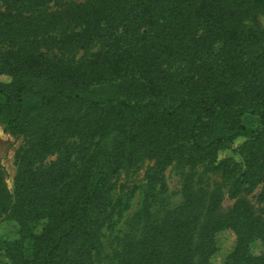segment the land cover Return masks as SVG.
I'll use <instances>...</instances> for the list:
<instances>
[{
  "label": "trees",
  "instance_id": "16d2710c",
  "mask_svg": "<svg viewBox=\"0 0 264 264\" xmlns=\"http://www.w3.org/2000/svg\"><path fill=\"white\" fill-rule=\"evenodd\" d=\"M0 3V124L24 141L12 193L0 167V219L17 227L0 264H92L113 181L144 160L148 188L173 163L236 189L264 183V0ZM192 190L160 219L142 208L113 263L212 264L216 235L231 231L221 264H264V219Z\"/></svg>",
  "mask_w": 264,
  "mask_h": 264
},
{
  "label": "rangeland",
  "instance_id": "374dc122",
  "mask_svg": "<svg viewBox=\"0 0 264 264\" xmlns=\"http://www.w3.org/2000/svg\"><path fill=\"white\" fill-rule=\"evenodd\" d=\"M0 10H2L0 3ZM1 83L9 82L6 77H0ZM242 124L246 128H256L258 121L253 116H245ZM243 142L236 140L232 148L238 147ZM24 146L21 137L11 136L6 133L0 124V167L8 190L13 192V179L16 173V155ZM230 150L220 151L218 160L231 157ZM55 156H49L45 163L53 161ZM151 163L147 160L139 162L136 166L121 171L114 179L113 190L110 193L109 221L101 231V248L92 257V264H114L115 254L126 239H135L141 230V219L138 218L142 208L149 205L151 214L155 219L178 207L183 200L184 184L193 186L192 192L199 200L214 201L220 213H226L236 205L244 204L252 212L264 219V183L247 185L236 189L230 180L224 179L219 172L212 173L205 167L188 168L173 163L163 173V182L148 188L145 172ZM156 201H152V199ZM17 227L8 219H0V238L11 241L15 239ZM41 226L33 233L38 235ZM217 253L212 257V264H221L225 255L234 246L235 237L231 231H223L216 235ZM31 240L24 244L25 257L31 253ZM257 246L255 252H262Z\"/></svg>",
  "mask_w": 264,
  "mask_h": 264
}]
</instances>
